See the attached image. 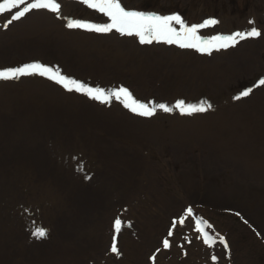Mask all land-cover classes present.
<instances>
[{"label":"rangeland","instance_id":"rangeland-1","mask_svg":"<svg viewBox=\"0 0 264 264\" xmlns=\"http://www.w3.org/2000/svg\"><path fill=\"white\" fill-rule=\"evenodd\" d=\"M58 2L61 4L59 13L48 9L37 10L51 12V17L60 22H66V17L70 16L95 24L110 23L106 14L92 9L83 0ZM121 3L129 11L160 16L180 15L188 26L201 24L208 19L217 20V24L199 29L197 34L205 39L244 32L253 26L264 34V0H121ZM14 11L16 9L0 13V69L38 61L51 67L58 66L64 74L91 86L106 89L128 87L143 102L174 105L178 100L193 104L206 101L213 105L211 111L236 105L240 99L247 98H235L241 91L252 88L254 95L255 90L264 87L258 84L264 78L263 44L254 49L258 50L251 70H238L226 81L214 82L210 88L201 86L198 94L195 88L192 97V92H187L193 89L190 85L177 95H169L157 80L136 81L130 76L120 75L107 81L86 76L85 72H91L84 70V67L89 69L88 65L76 64L70 58L66 61L57 53H43L40 48L35 52V47L26 48L19 43L30 31L33 22L50 20L37 18L31 11L23 20L13 21L4 28ZM173 26L178 30L181 28L175 22ZM112 31L118 38L135 37L140 46H157L170 53L168 48L180 49L211 59L213 52L222 50H212L209 54L165 42L141 43L136 35L124 36L116 30ZM251 39L256 40L257 37L241 40L227 48L235 52L232 53L233 60L238 63L243 61L238 55L246 46L253 44ZM261 41H264V36ZM127 71L129 73V69ZM45 80L63 88L80 107L61 108L67 113L59 118L55 110L34 111L19 106L5 108L0 104L5 130L3 169L10 189L2 200L3 230L16 232L13 237L21 239L24 255H20V260H26L25 255L31 256V259L34 256H73L72 247L80 249L74 256L83 257V264H139L140 261L143 264H236L227 237L229 233L236 234L239 241L247 245L258 264H264V243L252 236L245 225V229H241L252 239L251 243L237 229L242 225V220L250 218L251 208H240V203L227 195L225 178L218 170L208 175L193 161V153L177 156L164 143H138L127 135H107L100 130V121L96 120V115L104 110L120 108L118 110L127 112L131 117L152 120L154 124L156 122L155 126L167 131L175 121L173 117L182 115L179 110L171 113L158 110L151 117H143L124 107L121 101L113 99L111 103H102L85 94L68 91L40 75L0 80L1 93L10 90L24 94L30 90L35 92V81ZM85 108H92V114L86 112L89 120L81 119L85 117ZM89 129H92V133H89ZM7 130L10 133L7 134ZM139 167L143 171L135 174ZM186 171L192 173L190 175L193 177L188 181ZM186 183L195 185L194 197L188 198ZM135 185H142L139 188L142 190L138 192ZM209 186L223 192L219 194L221 197L217 198L213 192L207 194L205 190ZM171 199L174 202L168 204L167 201ZM188 207L209 221L207 224L211 227L205 229L210 231V236L216 237L214 246L204 242L203 233L193 230L192 225L197 228L193 215L186 217L183 224L179 223ZM229 210L240 215L230 214ZM116 218L122 220L120 233L114 231ZM174 220L176 226L173 228ZM218 222L221 227L217 226ZM39 226L49 230L47 238L36 239L32 235L34 228ZM170 230L173 233L171 236L168 235ZM220 236L228 240L230 254L219 242ZM114 237L119 254L111 252ZM166 238L170 242L168 248L163 246ZM150 239H153L151 243L148 242ZM80 242H86L84 248L78 246ZM59 243L67 244L56 248ZM200 244L211 247L208 253H212L208 256L210 260L203 261ZM217 246L224 248L223 251L215 248ZM94 252L100 257L98 261ZM141 253L144 254L143 259ZM213 254L218 257L217 261L211 259Z\"/></svg>","mask_w":264,"mask_h":264},{"label":"bare ground","instance_id":"bare-ground-1","mask_svg":"<svg viewBox=\"0 0 264 264\" xmlns=\"http://www.w3.org/2000/svg\"><path fill=\"white\" fill-rule=\"evenodd\" d=\"M32 12L35 13V17L47 18L50 21L33 22L30 31L19 42L26 48L35 47V52L40 48L43 53H57L66 61L70 58L76 64L88 65L89 69L84 67V70L91 72L90 74L85 72L86 76H95L107 81L120 75L130 76L136 81L157 80L164 85L169 95H177L190 85L193 89L187 92H192L190 95L192 97L193 90L197 89L198 94L201 86L210 88L214 82L226 81L238 70H251L258 50L255 51V47L264 45V41H261L264 34L256 40L251 39L253 44L246 46L238 55L243 60L239 63L233 60L232 53L235 52H231V48L213 52L210 56L212 58L206 59L207 57H199L194 52L180 49L168 48L172 54L161 47L140 46L135 37L118 38L114 31L95 33L80 28L70 29L66 26L67 23L77 19L67 16L66 22H60L51 17L52 13L46 10ZM1 89L0 104L5 108L19 106L34 111L55 110L56 116L60 118L67 113L61 108L80 107V104L72 101L70 94L49 80L35 81V92L30 90L25 94L13 90L1 93ZM252 95L253 93L247 98L240 99L236 105L225 106L220 110L174 116L175 121L169 125L167 131L155 126L157 124L152 120L131 117L127 112L118 110L120 108L104 110L96 115V120L100 121L98 125L100 130L107 135L112 137L127 135L138 143L149 141L164 143L177 156L187 152L193 153V161H196L199 168L208 175L212 174L213 170H218L225 178L227 195L236 199L240 203V208L246 206L251 208L250 218L242 220V225L237 229L246 235L250 243L252 239L241 227L243 229L246 227L252 236L264 243V87L255 90V94ZM84 112L85 117L81 119L89 120L86 112L92 114V108H85ZM4 131L3 116L0 113V264H83V257L74 256L80 249H74L69 244L73 256H34L31 259V256L25 255L26 260H20V255H24L21 239L13 237L16 232L3 230L2 200L10 190L3 169ZM88 131L92 133V129ZM8 133L10 132L7 130ZM142 171V167H139L135 174ZM185 174L187 181L193 178L190 175L192 173L186 171ZM141 187L142 185L138 187L135 185L138 192L142 190L139 189ZM187 188L188 198L194 197L195 185L187 184ZM205 191L207 194L213 192L217 198L223 193L215 191L211 186ZM173 202V199L167 201L168 204ZM228 213L235 215V212L230 210ZM217 226L221 227V224L218 222ZM192 228L197 229L193 225ZM257 232L260 233L259 236ZM2 235L7 237L3 238ZM227 237L232 253L235 254L236 264H258L254 257L252 258L250 249L243 241H239L236 234L227 233ZM152 241L153 239L148 240L150 243ZM85 243L80 242L78 246L84 248ZM66 244L59 243L56 248ZM200 247L203 248L200 252L203 261H208V256L212 254L208 255L211 250L209 248L212 246L200 244ZM215 248L220 252L224 249L218 246ZM94 254L98 261L100 257H97V252ZM141 257L144 258L143 253ZM139 264L143 262L140 261Z\"/></svg>","mask_w":264,"mask_h":264},{"label":"snow or ice","instance_id":"snow-or-ice-1","mask_svg":"<svg viewBox=\"0 0 264 264\" xmlns=\"http://www.w3.org/2000/svg\"><path fill=\"white\" fill-rule=\"evenodd\" d=\"M83 3L96 9L101 13L106 14L110 18V23L95 24L90 22H83L80 20H70L67 23V27L86 29L89 31H95L98 33H108L112 30L120 32L122 35H136L139 37L141 43L151 44L153 41L165 42L168 44H177L183 48H195L200 52L211 53L212 50L227 49L231 46H235L239 41L247 38H255L261 36V31L255 26L244 32H235L229 35H218L210 39H205L199 36L197 33L199 29L215 25L218 23L215 19L205 20L201 24L188 26L180 15L160 16L153 13H144L139 11L126 10L122 5L121 0H83ZM23 5V7H20ZM14 11L11 19L3 25L7 28L13 21L20 20L32 10L48 9L53 12L59 13L61 4L58 0H0V13L6 11ZM173 22L181 25L178 30L173 26ZM40 75L47 77L56 83L62 85L68 91H76L87 95L91 99L98 100L102 103H111L113 99L121 101L124 107L128 108L131 112L143 116L151 117L156 114L158 110L164 112H173L179 110L181 114L192 115L194 113H203L210 110L213 105L206 101L199 103H186L184 100H178L174 105H168L167 103H159L155 101L143 102L137 99L133 92L125 86H118L111 89H106L100 86H91L82 80L76 79L69 75L64 74L61 69L48 66L41 62H30L18 67L3 68L0 69V80H18L24 76ZM259 85H264V78L258 81ZM252 88L241 91L239 96L235 97L240 99L241 97H247L252 92ZM82 171L83 169L80 168ZM90 178V177H86ZM237 216L240 213H235ZM193 215V208L188 207L184 215L180 218L179 223L183 224L186 217ZM247 223V221H244ZM207 224L202 217H197L196 226L199 232L203 233L204 242L210 246H214L217 243V239L214 236H210L209 232L205 231L203 225ZM173 228L176 226V221H173ZM210 228L211 225H208ZM122 228V220L116 218L114 221V231L120 233ZM49 230L46 227H35L32 231V235L36 239L47 238ZM173 233L170 230L168 235ZM260 233L257 232V236ZM219 242L230 254V246L228 240L220 236ZM164 248L170 247V242L166 238L163 240ZM119 248L117 246L116 239L114 237L111 245V252L119 254ZM152 259H155L153 257ZM213 261H217L218 257L213 255L211 257Z\"/></svg>","mask_w":264,"mask_h":264}]
</instances>
